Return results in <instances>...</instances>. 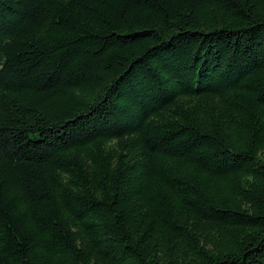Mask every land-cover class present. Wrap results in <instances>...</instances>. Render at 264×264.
Here are the masks:
<instances>
[{
  "label": "trees",
  "instance_id": "obj_1",
  "mask_svg": "<svg viewBox=\"0 0 264 264\" xmlns=\"http://www.w3.org/2000/svg\"><path fill=\"white\" fill-rule=\"evenodd\" d=\"M0 264H264V0H0Z\"/></svg>",
  "mask_w": 264,
  "mask_h": 264
}]
</instances>
